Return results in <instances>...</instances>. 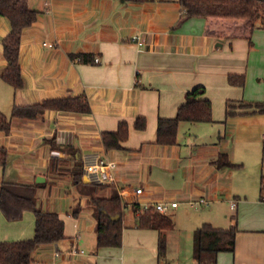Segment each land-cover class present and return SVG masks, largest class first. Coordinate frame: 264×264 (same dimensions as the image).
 Listing matches in <instances>:
<instances>
[{
	"label": "crops",
	"instance_id": "1",
	"mask_svg": "<svg viewBox=\"0 0 264 264\" xmlns=\"http://www.w3.org/2000/svg\"><path fill=\"white\" fill-rule=\"evenodd\" d=\"M27 2L39 11V17L22 34L20 65L25 86L15 91L0 77V112L11 117L15 105L68 96H85L91 106L89 114L47 110L37 119L11 117L10 134L0 131V147L8 151L0 184L66 179L73 188L59 200L54 198L47 209L37 196L43 210L59 213L65 225L70 220L73 231L66 225V238L41 246L31 264H160L161 233L138 228L134 205L145 209L166 199L178 202L168 213L175 222L177 210L187 206L192 237L206 222L222 228L237 223L235 250L220 252L218 264H264V200L260 198L264 158L261 162L259 157L264 147V113L229 117L225 138L218 143L192 132L176 145L155 143L159 118L174 117L186 93L195 87L205 88L203 97L212 102L215 118L220 120L226 117L228 101L264 102V26L257 24L251 40L220 37L209 33L200 17L180 24L178 0ZM10 31L9 20L0 15V74L7 67L3 40ZM49 42L55 47L44 45ZM73 54H92L98 62H80ZM229 74H244L245 86L231 85ZM138 117L147 119L143 131L134 128ZM121 121L130 126L129 139L124 149L107 150L102 134L116 131ZM221 153L239 166L218 168L214 161ZM91 154L118 162L111 185L125 193L120 196L121 247L97 249V221L87 206L88 197L73 181L75 164L83 165V158ZM54 159L66 164L52 166ZM38 177L45 181L37 182ZM137 188L143 194L137 195ZM101 190L99 195H110V187ZM199 199L208 203L191 206V201ZM233 201L237 202L234 209ZM219 203L229 206L231 219L228 213L216 211ZM30 213L9 222L0 210V241L32 238L35 217ZM172 230L163 231L166 239ZM73 248L84 253L68 254ZM57 250L61 251L58 256Z\"/></svg>",
	"mask_w": 264,
	"mask_h": 264
},
{
	"label": "trees",
	"instance_id": "2",
	"mask_svg": "<svg viewBox=\"0 0 264 264\" xmlns=\"http://www.w3.org/2000/svg\"><path fill=\"white\" fill-rule=\"evenodd\" d=\"M28 0H0V15L6 17L11 26L10 33L3 40L6 69L0 74L4 82L17 91L25 86L20 65V49L22 34L31 27L39 17V11L28 6ZM144 2L147 0H126ZM182 7L179 23L193 17L203 18L208 32L224 38H246L251 40L257 24L264 26V0H178ZM73 59L80 62L94 63L92 54H73ZM228 82L233 86L244 87V74H229ZM205 88L195 87L185 95V101L172 118H159L157 125L158 145H176L178 143L179 126L182 122H213L212 102L204 98ZM47 110L65 113L89 114L91 106L85 96L47 99L40 103L18 106L12 109L11 117L21 119H37ZM264 113V102L226 103V118L235 115ZM7 114L0 112V131L10 134L12 120ZM147 127V119L138 117L134 128L143 131ZM130 136L128 122L121 121L116 131L102 134V141L107 150H122L123 144ZM8 151L0 147V166L7 164ZM66 164L64 160H52L54 164ZM214 164L218 168H236L227 153H221ZM83 165L75 164L72 176L78 191L87 196V206L97 221L96 247H121L123 244V205L118 190L112 185H99L83 181ZM46 184H23L2 181L0 184V210L9 222L20 221L25 212L35 217L34 235L30 239L0 241V264H31L33 254L43 245L55 244L66 238L65 221L54 211L43 210L38 205L37 190ZM110 187V195L98 194L99 189ZM260 198L264 200V177L261 179ZM138 213L137 226L142 229L160 231L158 240V258L167 250V239L163 231L175 228V221L170 214L161 213L155 206L141 209L134 205ZM120 216L116 220V216ZM236 217H233L235 219ZM237 223L228 228L215 227L211 223H203L193 233V257L196 264H217L220 252H234L236 237L239 232Z\"/></svg>",
	"mask_w": 264,
	"mask_h": 264
},
{
	"label": "rangeland",
	"instance_id": "3",
	"mask_svg": "<svg viewBox=\"0 0 264 264\" xmlns=\"http://www.w3.org/2000/svg\"><path fill=\"white\" fill-rule=\"evenodd\" d=\"M212 116L214 121L209 123L182 122L179 126L178 140L185 139L188 133L192 132L194 134H201L202 136L200 137L203 138L204 136V138L208 139V141H215L217 143L222 141L225 138V125L228 118L225 117L222 118V120L216 119L213 111V105ZM206 130H208V132H205ZM210 131L214 133L208 134ZM226 138L228 137L226 136ZM259 157L262 162V159L264 158V147L260 148ZM1 171L2 168L0 166V181L2 177ZM71 190L73 191L71 183L66 179H62L57 180V182H48L45 186L39 188L37 196H41L43 208L47 209L48 207H52L51 205L54 198L59 200L62 193L65 191L69 192ZM101 191L102 190L99 189L98 194L101 193ZM186 207V205H181L180 209L177 210L178 214L175 215V229L167 233V250L160 259V264H196L193 257V237L189 231L188 225V222L191 219V213H189ZM229 210V206L226 203H219L218 208H216V211H219L220 214L228 213L229 215ZM63 211L65 213V206ZM229 218L231 219L232 217L229 215ZM222 222H224V227H228V221L223 220ZM66 225L68 226V231L72 232V222L68 220Z\"/></svg>",
	"mask_w": 264,
	"mask_h": 264
},
{
	"label": "built area",
	"instance_id": "4",
	"mask_svg": "<svg viewBox=\"0 0 264 264\" xmlns=\"http://www.w3.org/2000/svg\"><path fill=\"white\" fill-rule=\"evenodd\" d=\"M134 40L137 39L136 36L133 37ZM45 46L54 48L55 44L52 42L44 43ZM98 62V59H95ZM83 172L84 177L91 184L99 185H111L115 182V171L118 167V162L114 159L103 157L97 154L87 155L83 158ZM142 188H137L135 193L137 195L143 194ZM119 195L122 197L125 195L124 190H120ZM208 202L204 199H199L196 201H191L190 204L193 207H197L199 204H207ZM153 206L161 213H169L171 208L178 206V202L175 199H166L156 202ZM237 206V202L233 201L231 207L234 209ZM149 207V206H148ZM146 207V208H148ZM84 253V250H78L77 248L71 249L68 254L76 255L78 253ZM61 254L60 250H57L55 255Z\"/></svg>",
	"mask_w": 264,
	"mask_h": 264
},
{
	"label": "water",
	"instance_id": "5",
	"mask_svg": "<svg viewBox=\"0 0 264 264\" xmlns=\"http://www.w3.org/2000/svg\"><path fill=\"white\" fill-rule=\"evenodd\" d=\"M44 181H45V179H44L43 177H38V178H37V182H44ZM84 182H85V183L87 182L86 178H84ZM115 219H116V220H119V219H120V216H119V215L116 216Z\"/></svg>",
	"mask_w": 264,
	"mask_h": 264
}]
</instances>
